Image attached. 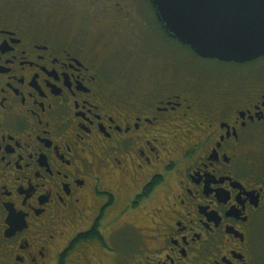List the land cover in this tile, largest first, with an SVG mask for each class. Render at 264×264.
Masks as SVG:
<instances>
[{"label": "flooded vegetation", "instance_id": "af4514ba", "mask_svg": "<svg viewBox=\"0 0 264 264\" xmlns=\"http://www.w3.org/2000/svg\"><path fill=\"white\" fill-rule=\"evenodd\" d=\"M155 26L177 40L151 0H0V264H264V56L107 79L188 68Z\"/></svg>", "mask_w": 264, "mask_h": 264}, {"label": "water", "instance_id": "95a60500", "mask_svg": "<svg viewBox=\"0 0 264 264\" xmlns=\"http://www.w3.org/2000/svg\"><path fill=\"white\" fill-rule=\"evenodd\" d=\"M170 37L203 58L247 62L264 56V0H151Z\"/></svg>", "mask_w": 264, "mask_h": 264}, {"label": "rangeland", "instance_id": "374dc122", "mask_svg": "<svg viewBox=\"0 0 264 264\" xmlns=\"http://www.w3.org/2000/svg\"><path fill=\"white\" fill-rule=\"evenodd\" d=\"M157 27V26H155ZM158 42L164 43L165 45L169 46L170 49L174 50V53L180 59L181 62L188 66V68L185 69H174V70H163V71H152V72H141V73H130V74H119V75H108L106 76L107 79H109L114 84H120V85H141L142 82L148 79L149 75L152 73H164L165 76L168 75H177L182 80L184 79H196L197 75L199 78H201L200 74L203 76L208 73V71H214V73L219 72V70H222L223 72H237L240 68L237 67L236 64H230L227 65L226 63H222L223 61H220L219 59H212V58H201L197 54H195L191 48L183 45L180 41H177L175 39L168 38L163 30L159 27H157V34ZM152 41V40H151ZM129 55L133 54V56L140 55V52H138V47L133 45ZM127 55V53H125ZM128 55V56H129ZM120 60V64L122 67L128 66L125 65L126 61L128 62V57L120 55L117 58V61ZM206 76H204L205 78Z\"/></svg>", "mask_w": 264, "mask_h": 264}]
</instances>
